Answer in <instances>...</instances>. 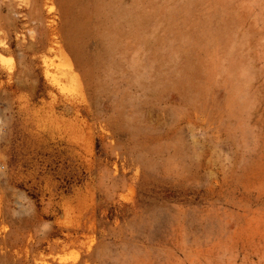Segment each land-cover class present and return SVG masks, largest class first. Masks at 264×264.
<instances>
[{"label": "rangeland", "instance_id": "rangeland-1", "mask_svg": "<svg viewBox=\"0 0 264 264\" xmlns=\"http://www.w3.org/2000/svg\"><path fill=\"white\" fill-rule=\"evenodd\" d=\"M0 47V264H264V0H0Z\"/></svg>", "mask_w": 264, "mask_h": 264}, {"label": "bare ground", "instance_id": "bare-ground-1", "mask_svg": "<svg viewBox=\"0 0 264 264\" xmlns=\"http://www.w3.org/2000/svg\"><path fill=\"white\" fill-rule=\"evenodd\" d=\"M12 5V4H11ZM0 50H2V48L0 47ZM91 236V235H90ZM88 238V234L85 236V238ZM73 241H75V242H77V241H79V240H76V239H74ZM86 243H90V242H86Z\"/></svg>", "mask_w": 264, "mask_h": 264}]
</instances>
